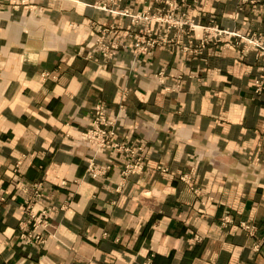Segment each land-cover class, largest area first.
<instances>
[{"label":"crops","instance_id":"crops-1","mask_svg":"<svg viewBox=\"0 0 264 264\" xmlns=\"http://www.w3.org/2000/svg\"><path fill=\"white\" fill-rule=\"evenodd\" d=\"M178 5L0 0V264H264V0ZM95 106L137 174L83 140Z\"/></svg>","mask_w":264,"mask_h":264},{"label":"built area","instance_id":"built-area-1","mask_svg":"<svg viewBox=\"0 0 264 264\" xmlns=\"http://www.w3.org/2000/svg\"><path fill=\"white\" fill-rule=\"evenodd\" d=\"M176 25H178V23L173 22L172 26L175 27ZM168 28H170V25L168 26ZM135 38L136 41L134 43V48L142 54H145V52L148 51L149 48H152L156 43V41L145 42V31H140L139 36H136ZM95 45L97 47V51H99L101 53V56L105 59L111 56L112 51L118 49L117 46L110 45L108 43L107 34L105 32L101 34ZM82 135L85 141L90 146H93L97 149L111 148L127 155L128 161L122 171V175L124 178L130 175L137 174L141 170V167L143 165L142 149L138 148L135 152L134 149H131L128 146L119 145L114 142L115 131L112 124L107 120L106 114L102 107L95 106L92 111V122L87 131ZM3 201L4 198L0 195V202ZM32 217L33 216H31V218ZM36 221L37 219H34V223ZM28 223H30V221H28L27 224ZM38 223L41 227H45V224L43 222L39 221ZM244 229L249 230L248 227H244ZM35 230L36 229H34L27 236L23 237L25 242L30 243L32 240L42 242L40 235L38 233L35 234ZM249 231L250 234L253 233L251 230Z\"/></svg>","mask_w":264,"mask_h":264},{"label":"rangeland","instance_id":"rangeland-1","mask_svg":"<svg viewBox=\"0 0 264 264\" xmlns=\"http://www.w3.org/2000/svg\"><path fill=\"white\" fill-rule=\"evenodd\" d=\"M107 1L114 2V1H120V0H107ZM154 4L157 5V7H158V8L155 9L154 13L151 14L150 13V9H145V22H147V24H149L151 22H154L155 24H158V25H161V26L164 25L163 28H164V30L166 32H170V31L174 30L175 28H182V27H184L185 23L178 18V10H179L178 0H154ZM160 6H162V7H160ZM164 8H166V9H164ZM101 9L104 10L105 12H109V10H110V8H108V6H106L105 4H101ZM173 22H177L178 25H176L175 27H173L172 26ZM169 25H170V28H168ZM141 31L142 32L145 31V42H148V41H156L154 39H151V37H150V31L148 29L141 30ZM139 34H140V31H139V33L137 35L134 36V38L136 36H139ZM135 41H136V38H135ZM163 41L160 40V42H163ZM204 42H205V40H204ZM156 43H157V41H156ZM252 44L253 45H256L255 43H252ZM133 48H134V44H133ZM149 49H151V48H149ZM111 56H112V53H111ZM109 58H107V59H109ZM91 122H92V120H91ZM82 138H83V135H82ZM83 140L85 141L84 138H83Z\"/></svg>","mask_w":264,"mask_h":264}]
</instances>
